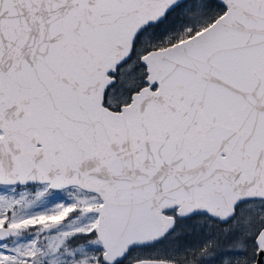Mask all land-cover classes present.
<instances>
[{"label":"snow or ice","instance_id":"1","mask_svg":"<svg viewBox=\"0 0 264 264\" xmlns=\"http://www.w3.org/2000/svg\"><path fill=\"white\" fill-rule=\"evenodd\" d=\"M0 264H264V0H0Z\"/></svg>","mask_w":264,"mask_h":264}]
</instances>
